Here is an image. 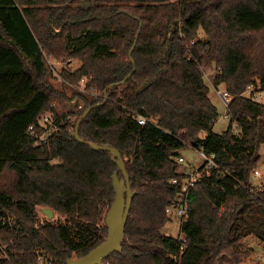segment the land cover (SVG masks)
Masks as SVG:
<instances>
[{"label": "trees", "instance_id": "1", "mask_svg": "<svg viewBox=\"0 0 264 264\" xmlns=\"http://www.w3.org/2000/svg\"><path fill=\"white\" fill-rule=\"evenodd\" d=\"M50 58L80 61L61 71V83L85 78L99 96L55 88ZM203 63L214 64L213 84L230 95L221 132L213 130L219 114ZM109 84L79 135L120 151L134 195L122 250L101 264L249 258L245 240L264 242V180L251 183L264 104L243 93L248 85L264 90V0H0V264H64L106 239L118 166L108 151L74 138L76 122L62 107L78 98V119ZM47 111L58 128L38 141L29 127L41 133ZM185 146L203 147L217 166L190 191L174 237L162 228L180 190L171 179L181 177L175 158ZM38 206L63 221L40 220Z\"/></svg>", "mask_w": 264, "mask_h": 264}, {"label": "rangeland", "instance_id": "2", "mask_svg": "<svg viewBox=\"0 0 264 264\" xmlns=\"http://www.w3.org/2000/svg\"><path fill=\"white\" fill-rule=\"evenodd\" d=\"M200 36H204V33L202 31H199ZM59 59L50 58L49 61H51V65L56 70H63L64 69H75L79 64L80 61L77 59H72V61L69 63V65H66V67H62L61 61H58ZM65 60V59H60ZM201 69L203 72V78L205 84L209 87V98L211 99L212 103L216 106L218 111V118L213 126V130L215 132H221L223 131L228 123H229V116L226 113V106L222 100V97L220 96V93L225 91L224 85L220 84L218 86H215L212 82V76L215 71V66L213 63H203L201 65ZM51 83L55 88H64L67 95L69 96L72 94V90L76 89L72 85L67 84L63 85L60 81H58L57 76L53 72V78H51ZM77 90V89H76ZM245 96H250L247 92L244 93ZM256 98H254L256 101L264 104V90H258L255 92ZM65 106L62 107L63 111L65 112H71L72 114H69L67 117L69 118L70 122H77L78 119H76V115L74 114L79 108L83 106V103L78 99L74 98L71 101H65ZM58 111L61 108L58 106L56 108ZM259 154H260V160L257 164L256 169L261 173L262 178L261 180H264V143H261L259 146ZM180 155L184 157L186 160L184 165L185 166H200L204 159L200 156L198 153V150L196 148H193L191 146H185L183 149L180 150ZM259 178L254 176L251 173V183L252 186L257 185L259 182ZM38 217L40 220H55L59 219L63 221V217H59L58 214L50 209L47 206H38L36 207ZM182 218L179 216H176V214L172 213L169 215V220L164 224L162 228V233L165 235H170L174 237L181 236L180 233V223ZM245 244L250 251V257L243 260L241 264H260L262 260H264V242L260 241L259 239L250 236L245 240ZM77 256H73L72 258H75ZM218 264H235L233 263L227 256H222L219 259Z\"/></svg>", "mask_w": 264, "mask_h": 264}, {"label": "water", "instance_id": "3", "mask_svg": "<svg viewBox=\"0 0 264 264\" xmlns=\"http://www.w3.org/2000/svg\"><path fill=\"white\" fill-rule=\"evenodd\" d=\"M131 61L133 62L132 58ZM129 76L130 74L123 79L122 83H124L129 78ZM113 85L114 84H109L105 88L103 100L101 102L90 105L83 111V113L79 116L72 133L76 140L90 146L91 148L95 150L108 151L111 154L112 160L117 164L118 170L121 172V177L118 176V170L112 175L114 198L105 214V223L108 228L107 237L104 241L92 248L86 254L75 258H68L64 264H101L105 257L114 252H121L122 250L121 243L124 239L125 224L130 211L132 197L134 195V192L131 190L129 174L125 166L124 158L117 148L109 144H97L95 142L81 138L79 135V127L81 122L86 118L93 108L102 105L107 101V91ZM38 264L45 263L40 261Z\"/></svg>", "mask_w": 264, "mask_h": 264}, {"label": "built area", "instance_id": "4", "mask_svg": "<svg viewBox=\"0 0 264 264\" xmlns=\"http://www.w3.org/2000/svg\"><path fill=\"white\" fill-rule=\"evenodd\" d=\"M58 61H61L62 67H66V65H69L72 59H65V60L59 59ZM50 62L51 61L48 60V65L51 68V70L54 72V74L57 76L58 81L63 82V78L61 76L62 70H56L51 65ZM72 86L80 92L91 95L93 98H97L99 96V93L97 92L96 89L87 88L85 78H81L76 85H72ZM245 92L250 94V96L248 95V97H252L253 99L256 98L255 96L256 91L254 90L253 86L248 85ZM220 96L222 97V100L227 109L228 102L230 100V95L226 91H224L220 93ZM137 121L140 124H144L146 122V118L140 115L137 117ZM37 124L40 128H43L44 130L41 133H37L35 128L33 126H30L29 133L30 135L36 136L38 141L45 140L47 137V134H49L50 131L56 130L58 128V122H56L55 117L51 111L44 112L38 118ZM197 150L200 156L204 159V162L200 166H185L184 163L186 160L184 159L182 155H179L175 158L178 163L182 164V168L180 169L181 177H174L171 179V181L172 183L179 184L180 190L176 195V202L166 207V212L169 215L174 213L176 214V216H179L181 218H185L187 216L188 197H189L190 191L193 189V187L195 186V183L203 174H208L209 170L212 167L217 166L213 154H207L204 151L203 147L201 146ZM252 174L260 179L257 185L253 186V188L260 186L263 181L261 180L262 178L261 173L257 169H254L252 171ZM174 258H176V255H174ZM105 264H108V263H105ZM260 264H264V260H262Z\"/></svg>", "mask_w": 264, "mask_h": 264}]
</instances>
